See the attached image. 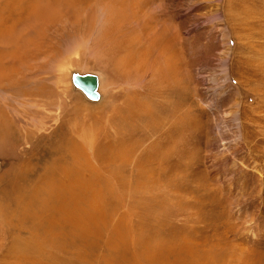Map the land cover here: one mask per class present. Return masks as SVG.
Instances as JSON below:
<instances>
[{
    "label": "rangeland",
    "instance_id": "obj_1",
    "mask_svg": "<svg viewBox=\"0 0 264 264\" xmlns=\"http://www.w3.org/2000/svg\"><path fill=\"white\" fill-rule=\"evenodd\" d=\"M0 222V264H264V0H0Z\"/></svg>",
    "mask_w": 264,
    "mask_h": 264
},
{
    "label": "bare ground",
    "instance_id": "obj_2",
    "mask_svg": "<svg viewBox=\"0 0 264 264\" xmlns=\"http://www.w3.org/2000/svg\"><path fill=\"white\" fill-rule=\"evenodd\" d=\"M31 137V136H30ZM75 145H76V142L75 141H70L69 142V145L68 146H70V148L71 149H73L74 147H75ZM68 148V147H67ZM76 153V152H75ZM21 161V160H20ZM26 161V160H25ZM26 163H28L26 166H25V164ZM29 163L30 162H23V163H21V165H20V168H22V167H26V169H27V171H28V169L30 168V166H29ZM23 168V169H24ZM31 170V169H30ZM100 171V170H99ZM23 172V171H22ZM19 173H21V172H19ZM22 174V173H21ZM66 188V187H65ZM15 189V188H14ZM85 192V191H84ZM56 193V192H55ZM73 193V192H72ZM71 193V194H72ZM80 193V192H79ZM69 194V193H68ZM70 195V194H69ZM20 195H18V197H17V200H16V204L17 205H19L20 204V202H21V198L19 197ZM40 196V195H39ZM42 196V195H41ZM75 198H77L76 196H75ZM75 198L73 197V196H68L67 198H65V197H60V193H59V195H57V197H55L54 198V200L56 201V202H60V204L62 203V202H69L70 200H73V201H75ZM40 199H41V201H39V199L36 197V198H32L31 196L29 197V199L26 201V202H24L23 201V203H22V205H21V207H20V210L19 211H21L22 213H25V215H26V217L28 216V219L29 220H34V219H36V221H38V223H39V220L41 219V217H42V215H41V217H39V215L38 214H35L33 217H32V213H31V215L29 214L30 212H29V210H32V207H33V205L35 204V202H40L41 204H42V209H41V212H44L45 214V217L46 218H49V209H50V201L52 200V199H50V201L48 202V200L47 199H45L44 197H40ZM67 200V201H66ZM41 206V205H40ZM39 210V209H38ZM75 213V212H74ZM78 214V213H77ZM101 214V213H100ZM43 215V216H44ZM4 216V215H3ZM68 216V215H67ZM1 217H2V215H1ZM5 217V216H4ZM70 217V216H69ZM97 217V216H96ZM68 218V217H67ZM3 219V218H2ZM5 219V218H4ZM39 219V220H38ZM50 219V218H49ZM71 219V218H70ZM68 220V219H67ZM3 221H5V220H3ZM31 222V221H30ZM34 222V221H33ZM46 222V221H45ZM1 223V222H0ZM90 223V222H89ZM41 225H42V227H43V225H44V221H42V223H41ZM39 226V225H38ZM45 226H46V224H45ZM3 227V226H2ZM47 228V227H46ZM33 231V230H32ZM32 231H31V234L33 235L34 233H32ZM42 231V230H41ZM43 232H44V234H45V236L43 237L45 240L47 239L46 237H47V233L48 232H46V229H44L43 230ZM29 240H30V238H29ZM42 240V239H41ZM43 241V240H42ZM33 242V241H32ZM34 243V242H33ZM18 244V243H17ZM16 245V244H15ZM24 245V244H23ZM28 247V249L27 248H25V250H24V248L22 249V250H20V251H25V253H26V251H28V253L29 252H31L30 250H32V247H33V249L35 248V245L33 246L31 243L27 246ZM18 248V247H17ZM21 248V247H20ZM19 248V249H20ZM39 250V249H38ZM9 251V250H8ZM14 251H15V249H14ZM16 251H18V250H16ZM34 252H35V250H34ZM9 253V252H8ZM11 253V252H10ZM24 253V252H23ZM20 254V253H19ZM31 254V253H30ZM23 255V254H22ZM27 255V254H26ZM32 255H33V252H32ZM6 256H8V255H6ZM2 257V256H1ZM33 261V260H32ZM2 264V263H1Z\"/></svg>",
    "mask_w": 264,
    "mask_h": 264
}]
</instances>
